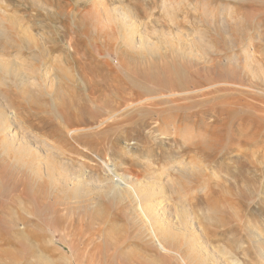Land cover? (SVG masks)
Listing matches in <instances>:
<instances>
[{"label":"rangeland","instance_id":"rangeland-1","mask_svg":"<svg viewBox=\"0 0 264 264\" xmlns=\"http://www.w3.org/2000/svg\"><path fill=\"white\" fill-rule=\"evenodd\" d=\"M203 1L121 0L135 12L139 35L129 44L125 39L109 45L94 36L73 34L81 30L66 16L73 0H0V23L9 30L0 36V59L18 64L15 71H0V110L16 121L21 138L46 154L43 159L53 157L57 174L62 164L85 179L81 200L69 203L46 179L36 181L0 155V264H35L39 254H52L53 248V264H184L142 234L131 220L129 203L103 190L112 173L152 184L167 169L176 170L165 173L164 190L153 201L167 226L180 234L174 251L183 257L191 253L184 244L190 233L210 250L232 253L240 264H264L252 234L264 236V168H252L249 143L242 145L243 151L238 143H230L238 133L248 138L255 126L251 106L234 108L232 98L264 106V0H217L234 12L236 26L230 36L219 31L218 14L204 10ZM216 6L212 10L220 9ZM20 29H27L32 38L19 54L10 47L23 42ZM226 59L237 65L226 64ZM39 70L49 72L43 92L54 87V76L59 78L60 99L43 94L42 104L29 102L27 85ZM22 77L28 84H20ZM217 83L246 88L237 95L223 87L207 89ZM202 88L178 105L165 98ZM148 97H157L155 104L166 110V121L223 125L216 131L220 143L206 151L180 150L172 136L161 135L152 123L157 109L146 105L125 112L118 120L122 124L100 125L107 110ZM64 123L92 131L71 137ZM80 232L96 234L94 242L81 240ZM200 261L192 255L186 264Z\"/></svg>","mask_w":264,"mask_h":264},{"label":"bare ground","instance_id":"bare-ground-1","mask_svg":"<svg viewBox=\"0 0 264 264\" xmlns=\"http://www.w3.org/2000/svg\"><path fill=\"white\" fill-rule=\"evenodd\" d=\"M73 1L75 2V4L70 8V10L67 12L66 16L68 19H70V21H72L75 25H77L78 28L81 29L79 32L73 30L74 35L80 34L81 36H86V37H93L94 36V37H97L101 40H104L105 44L109 43V45H110V42H112L115 45H118V44H120L121 41H123L125 39L127 40V43L129 44L133 40L132 38L135 35H139L138 23L136 20L135 12L130 7L126 8L123 5V3L120 2L121 0L118 1L119 2L118 5L115 4V2H114L116 0H73ZM132 1L139 2L140 0H132ZM204 1H205V4L203 5L204 10L206 9L209 14H218V19L221 21V24L218 27L219 31H222V32H224V34H227L230 36L231 33L234 32L236 22H233V21H235L234 20V12L233 11H232L233 13L230 12L231 10L229 8V5H227L226 3L222 4V3L218 2L217 0H204ZM142 2H145V1H142ZM153 2L157 3V0H153ZM165 2H166V0H165ZM146 5L148 6L149 4L146 3ZM216 5H218L220 7V9L217 11L212 10V8H214ZM8 32H9L8 27L5 26L3 23H0V36L7 35ZM20 32L23 34V36H21V39L23 40V42L21 44L17 43L16 45H13L10 47L12 49L16 48L17 52L19 54L21 52H23L24 50H27V38H28V40H30L32 38V37H27V34H29L27 29L26 30L20 29ZM141 34H143V33H141ZM21 39H19V40H21ZM33 41H31V42H33ZM235 44H236L235 41H232L230 43V47L233 46V48L235 49L237 46ZM6 61L0 59V71H3V72L8 71V73H9V72H12V71H15L18 69V64L11 62L10 59L7 62ZM232 61L233 60L228 61V59H226V62H227L226 64H229ZM235 61H233V62L235 63V65H237V62H235ZM41 71L43 72V70H39L37 74L32 73L34 77L31 78L32 81H29V84H28V82H26L27 79L26 80L24 79L25 77L24 78L22 77V80H21L22 82L19 81V82H21L20 83L21 85H26V83L28 84L27 86L30 85L29 87H27L28 88L27 89L28 90L27 91L28 92L27 99L29 100V102L34 103L35 105L41 103L40 97L43 94L46 97L56 96L58 99H60L62 96L61 84H60L59 78H57L56 76H54V78L51 79V85L50 86H54V87L51 90H48L47 92H45V91L43 92L44 89H42V84H43L42 82L43 81H44V83L46 82L45 75L47 77L48 76L47 74H49V72L47 71L48 73L47 72L41 73ZM18 77H19V79H21L20 78L21 76H18ZM46 79H48V78H46ZM28 80H30V79H28ZM48 82H50V81L48 80ZM218 87H223L224 92L230 93V94L234 93L235 95L242 93V90H244L246 88L243 85H238V84L217 83V84H211L207 89H216ZM203 90H204V88L197 90V91L191 90V91H188L187 93L186 92L172 93L170 96L168 95L165 98H169L168 99L169 102H172L173 104L178 105L179 103H181L183 101V99L181 100V98L195 96L196 94H199ZM263 93H264V91H263ZM260 94H262V93H260ZM262 95H264V94H262ZM156 98L157 97L142 98V99H140V101L136 100L138 103L137 102H135V103H137V104L132 103V105L130 102V106H126V108H124V109H121L122 106H120V104H119V106H115L114 108L107 110V112H106L107 115L102 118V120H101L102 122L100 123V125L101 126L105 125L108 128H109V126L118 125L119 118H121L125 112H127L130 109H133V108L136 109V108H139V107L146 105V106H150V107L157 109L156 111L154 110V112H155L154 117L156 119L155 120L152 119V121H153L152 123L156 124V127H157V129L161 135H163L165 137L166 136H172L173 137L172 139H174L173 141L175 143H178L180 150L184 149L186 151V149H187L189 151L190 150L206 151V150L212 148L213 146H215L216 144L220 143V141H219L220 136H218L217 132L223 130V128H222L223 125L222 126L221 125L220 126L219 125L213 126V125H208V123L202 122L206 128L204 130L203 129L204 126H201V125H199V123H197L198 120L196 121L197 124L186 123V122L177 121V120L166 121L165 120L166 110L165 109L160 110L157 107V105L155 104ZM232 99L234 100V102H232L234 108L244 107V106L245 107L248 106L247 108H249V106H251L252 111H253V115H254L253 120L255 121L254 122L255 126L253 127V129L250 133V136L248 138L244 137L245 138L244 139L243 138L244 135L238 133L234 137L232 135V137H231L232 139L230 140L231 141L230 143L232 145L238 143V146H237V144H236V146L239 147V149H241V150L244 148V146H242L243 144H245V145H247V143L250 144V151H251L250 153L252 155V156H250V154H249V156L251 157L250 159H252L250 162H251L252 168L254 167L255 172H257L259 170V166L263 165V168H264V133H262V131L264 132V123H263V125L261 124L262 126H260V124H259L260 121L264 122V106H259L257 102L252 105V104L248 103L247 101H239L235 97ZM245 99L246 98H242V100H245ZM131 100H133V99H131ZM185 100H186V98H185ZM206 100H209V98H207ZM43 102H44V100H43ZM38 106H40V105H38ZM186 109H189V107H186ZM231 111L233 112L232 109H231ZM228 116L231 117L230 115H228ZM15 122L12 123L10 115L7 116L4 112H2L0 110V155L2 157H6V158L10 159V161L15 166H17L20 170L21 169L26 170L27 173H29L30 175H32L34 177V179H36V181H43V179H46L47 180L46 182H48L50 189H52L53 191H59L61 194L64 195V197L66 198V200L69 203L74 204L78 200H81L83 193L85 192L83 190L84 189L83 183L85 182L84 177L78 175V173L72 172L71 170L68 169V167H66L65 165H62V164H60L61 168H62V170H61L62 173L57 174L55 171V166H54L55 162H54L53 157L52 156L47 157V158H50L51 160L50 159H47V160L43 159L46 154L44 155V152L39 151V149L35 145H33L31 142H29V140L27 141V140L21 138L19 136V134L15 131V126L17 125ZM120 123L122 124V122H120ZM62 128L64 129V132L68 136H71V137L72 136H79V135H82V134H85L87 132L92 131V128H81L80 125H79V127H76V126H71V125L65 124V123H64ZM24 138H26V137H24ZM248 150H249V148H248ZM232 151H230V152L232 153ZM247 156H248V154H247ZM175 170H173V169L164 170L162 172V175L160 177H158V181L153 182L152 184L145 183L142 180H135L134 181V180L130 179L131 177L129 178L128 176H123V175L120 176V175H117L115 173H112L111 174L112 177L109 178L106 181V183L103 185V187H104L103 190H104V193L108 197H112V198L116 199L117 201H120L123 203H129V205H131V208H132L131 210L133 212L131 220H133L135 222V224L139 226V228H140L139 230L142 232V234H144L148 239H150L152 241V244H153V242L154 243L156 242L157 246L160 248L161 251L165 252V254L168 253L171 255H175L176 256L175 258L180 259L181 262L184 264H186L187 261L190 260L192 255H194L195 257L199 256V259L200 258L202 259V264H209V263L212 264V262H219V264H226V260L230 261L228 264H240L237 259H235L234 257L231 256L232 253H230L224 249L222 251H220V250L213 251L212 249L210 250L209 248H207L208 245L206 246L203 241H201L202 244L200 243V241L196 242L193 239L194 237L190 233H188V235L185 236V239H184L185 240L184 241L185 250H186V248H189L188 250H190V252H191L189 255H186L183 257L180 253H178L172 249V247L174 245H176V244L180 245L179 244L180 239L178 236L180 234L177 233L175 229H172V227L167 226L165 221H163V219H162L163 213L161 212L160 206L156 205L155 202L153 201V196H155L157 194H162V192L164 190V184L165 183L163 184V181L161 179H163V176L167 175L165 173L169 172V171L175 172ZM196 170L201 172L202 167L198 166V167H196ZM168 175H170V174H168ZM145 186H150V187L148 188V190H146ZM72 201H74V202H72ZM0 207H1V205H0ZM184 218L186 219L188 217L184 216ZM184 222H185L184 224L186 226L188 223L186 224L187 221H185V220H184ZM106 226H108V225H106ZM58 227H59V225H58ZM81 228H82V226H80V229ZM187 228H188V226H187ZM184 229H186V228H184ZM69 230H71V229H69ZM63 232L67 233L64 230L62 231V233ZM79 234H80L81 240H83L85 242L91 241V243L94 242L93 241L94 235H96L94 233L89 234V233H85V232L84 233L80 232ZM252 234H253V243L255 244L257 249L259 250V253L264 257V236L259 231H252ZM67 236L68 235H66V237ZM98 236H100V238H101V235H98ZM51 241H49V243ZM112 241H113V243L116 244V242H114V240H112ZM146 241H147V239H146ZM85 244L87 245V243H85ZM100 244L102 246V243H100ZM50 245H51V243H50ZM94 245L96 246V243H94ZM64 246H65V242H64ZM47 247H45V249H44V250H46V253H48ZM182 248H184V247H182ZM70 249L73 252L74 248L71 247ZM80 249H82V247H80ZM93 249H95V248H93ZM103 249H105V248L103 247ZM177 249H179V248H177ZM44 250L42 249L41 251H44ZM53 250H54V248H53ZM180 250L181 249H179V251ZM52 251L51 250L49 251L52 254L44 255V252L39 254L40 256L35 261V264H53V262L49 259V257H50L49 255H53ZM92 251H94V250H92ZM82 252H83V250H82ZM109 252H111V251H109ZM54 253H56V251ZM107 253H108V251H107ZM84 255H85V253H84ZM105 255H106V253H105ZM125 255H127V254H125ZM101 257H102V254H101ZM103 257H105V256L103 255ZM73 258H75V257H73ZM90 258H92L91 255H90ZM100 258H99V260H100ZM108 259H109V257H108ZM197 260H198V258H197ZM62 262H67V261L62 260ZM133 262H135V261H133ZM133 262H131V263L133 264ZM71 263H72V261H71ZM194 263H195V261H194ZM194 263H192V264H194ZM199 263L201 264V261ZM97 264H99V263H97Z\"/></svg>","mask_w":264,"mask_h":264}]
</instances>
